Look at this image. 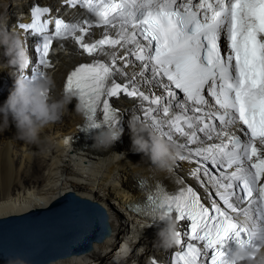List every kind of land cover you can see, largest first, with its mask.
Returning a JSON list of instances; mask_svg holds the SVG:
<instances>
[{
    "label": "snow or ice",
    "instance_id": "6c2138e0",
    "mask_svg": "<svg viewBox=\"0 0 264 264\" xmlns=\"http://www.w3.org/2000/svg\"><path fill=\"white\" fill-rule=\"evenodd\" d=\"M66 2L99 17L95 26L104 27L101 38L85 42L94 26L91 16L74 23L56 19L49 33L48 22L41 21L48 7H34L31 23L18 27L43 38L36 51L44 69L51 68L54 39L71 37L87 55L107 58L81 63L66 77L64 95L83 105L87 123L81 130L118 128L110 97L123 93L146 101L143 119L149 127L185 149L178 159L197 163L190 174L197 179L202 174L215 189L218 200L208 206L191 187L169 192L156 184L148 190L142 211L153 224L175 213L190 227L178 231L179 244L187 237V250L177 253L176 264H226L229 241L249 247L264 242V0ZM129 57L140 62L130 76L123 71L133 63ZM33 73V82L45 75L39 67ZM117 75L129 78L122 84ZM142 83L162 86L167 95L150 89L146 94Z\"/></svg>",
    "mask_w": 264,
    "mask_h": 264
},
{
    "label": "bare ground",
    "instance_id": "6f19581e",
    "mask_svg": "<svg viewBox=\"0 0 264 264\" xmlns=\"http://www.w3.org/2000/svg\"><path fill=\"white\" fill-rule=\"evenodd\" d=\"M27 1L0 0V33L14 34L24 45L27 35L16 33L12 28L14 21L19 20L23 14ZM5 51L0 46V106L13 90L14 79L23 74L9 66V57ZM69 63L66 57L61 58L59 70L54 75L55 80L61 71L65 73L70 68ZM124 118L125 130L131 122L137 128L146 125L154 132L148 124L137 123L139 117L134 110ZM80 124V118H75L73 110L67 108L60 121L43 130V142L35 145L17 139V129L11 117L9 126L0 120V219L47 208L59 196L72 193L106 213L111 236L93 243L86 255L70 256L47 264H145L146 256L138 252L139 247H144L149 255L161 257L169 248L161 247L157 236L143 234L137 222L124 212V207L129 201L142 196L137 189L138 182L158 181L170 189H178L185 185L184 178L173 169L175 165L161 170L147 156L133 152L130 131L123 138L120 151L114 147L112 151L104 152L90 143L81 154H71L62 138L75 132L74 127ZM84 151L88 154L84 155ZM194 168L188 165L181 169V174L191 177L206 200L214 194L215 189L202 174L201 179L189 175V169ZM178 181L183 183L179 184ZM78 210L80 212L81 209ZM104 217L101 219L104 220ZM101 219L96 222H102Z\"/></svg>",
    "mask_w": 264,
    "mask_h": 264
},
{
    "label": "clouds",
    "instance_id": "9594fccd",
    "mask_svg": "<svg viewBox=\"0 0 264 264\" xmlns=\"http://www.w3.org/2000/svg\"><path fill=\"white\" fill-rule=\"evenodd\" d=\"M0 46L9 57V66L23 73L30 64V57L22 40L8 32L0 33ZM55 81L51 75H44L38 81L19 76L15 79L13 90L6 102L0 106V120L9 126V118L17 129V139L39 145L43 142L41 133L51 124L61 120L67 106L72 102V95H53ZM83 111L82 103L77 105ZM132 133V151L147 156L151 163L161 170L171 168L175 162L172 146L159 135L142 125L139 128L130 122ZM122 130L116 126L103 127L93 136V147L107 149L120 140ZM164 227L157 233L159 244L171 248L179 244L177 221L174 218L162 221ZM226 264H264V242L254 247L237 245L228 253ZM7 264H29V261L17 256L10 258Z\"/></svg>",
    "mask_w": 264,
    "mask_h": 264
},
{
    "label": "water",
    "instance_id": "95a60500",
    "mask_svg": "<svg viewBox=\"0 0 264 264\" xmlns=\"http://www.w3.org/2000/svg\"><path fill=\"white\" fill-rule=\"evenodd\" d=\"M100 212L95 204L69 193L47 208L0 219V264L17 256L29 264H47L87 254L93 243L110 235Z\"/></svg>",
    "mask_w": 264,
    "mask_h": 264
},
{
    "label": "rangeland",
    "instance_id": "374dc122",
    "mask_svg": "<svg viewBox=\"0 0 264 264\" xmlns=\"http://www.w3.org/2000/svg\"><path fill=\"white\" fill-rule=\"evenodd\" d=\"M101 212H102V211H101ZM101 212H100V213H101ZM103 215L105 216L103 222L106 221V225H107V224H108V220H107V217H106V213H105L104 211H103ZM131 220H132V219H131ZM135 226H136V223H135ZM107 227H108V226H107ZM108 229H109V228H108ZM109 232H110V230H109Z\"/></svg>",
    "mask_w": 264,
    "mask_h": 264
}]
</instances>
